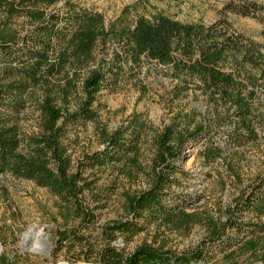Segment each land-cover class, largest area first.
<instances>
[{"label":"trees","instance_id":"obj_1","mask_svg":"<svg viewBox=\"0 0 264 264\" xmlns=\"http://www.w3.org/2000/svg\"><path fill=\"white\" fill-rule=\"evenodd\" d=\"M144 10L137 0L106 20L80 0H0V192L10 176L56 196L79 221L60 231L58 242L79 248L85 264H197L215 253L224 264L263 261L264 171L222 220L189 211L192 200L177 190L187 146L201 143L197 155L208 167L257 143L263 47L232 30L226 17L204 24ZM224 11L264 26V0H225ZM149 63L176 80L174 99L194 88L210 114L178 112L161 130L138 113L112 131L98 124L99 146L74 161V130L99 122L102 92L133 81ZM105 174L114 185L100 183ZM140 178L145 188L116 191L120 179ZM112 195L121 217L91 243L85 232ZM151 226L155 239L126 252L124 245ZM195 226L206 232L198 246L184 253L167 248V235L187 236ZM239 252L243 260L234 258Z\"/></svg>","mask_w":264,"mask_h":264},{"label":"rangeland","instance_id":"obj_2","mask_svg":"<svg viewBox=\"0 0 264 264\" xmlns=\"http://www.w3.org/2000/svg\"><path fill=\"white\" fill-rule=\"evenodd\" d=\"M86 7L102 13L106 20L115 18L122 8L137 0H80ZM225 0H143L145 12L159 11L175 20L184 22H201L211 24L226 17L232 30L262 45L264 50V26L252 17H241L223 12ZM259 1L263 0H251ZM18 22H21L19 20ZM165 68L155 63L143 66L133 81L122 80L115 90H104L101 95L100 118L97 124L87 123L74 130L76 144L71 149L75 161L83 153L99 146L98 124L112 131L122 125L133 113L140 114L152 127L162 129L178 113L210 114V108L194 88L174 99L176 80L170 78ZM255 110L260 118L255 125L259 139L256 144H248L228 152L212 166H203L197 152L201 147L189 145L180 164L186 177H181V186L177 189L192 200L189 211H207L215 219L222 220L224 214L234 202L249 189L252 182L264 171V87H260L255 99ZM31 111H28V115ZM27 120V128L33 124ZM113 177L103 175L100 183L104 186L114 185ZM6 190L0 192V261L10 264H85L80 249L69 248V243H59L57 234L71 230L78 225L76 220L61 204L58 198L46 188L36 186L32 181L14 179L6 176ZM146 182L143 178L134 183L120 179L117 192L123 188L143 189ZM121 205L117 195H112L106 207L98 211L95 223L85 232L91 243H100L101 227L108 221L121 217ZM31 228H39L45 233L42 253L28 249L29 241L24 235ZM81 233H84L83 231ZM158 234L151 226L138 234L127 245L126 252L133 251L140 244L151 243ZM203 227L195 226L187 236L167 235V248L176 253L194 249L204 239ZM264 242V237H263ZM118 244L122 245L121 240ZM234 256L243 260L245 254ZM212 260L199 261L197 264H224L220 254H214ZM251 264H264V260H253Z\"/></svg>","mask_w":264,"mask_h":264},{"label":"bare ground","instance_id":"obj_3","mask_svg":"<svg viewBox=\"0 0 264 264\" xmlns=\"http://www.w3.org/2000/svg\"><path fill=\"white\" fill-rule=\"evenodd\" d=\"M45 233L39 228H31L30 231L26 232L24 238L29 241L28 249L34 253H42L45 250L44 241Z\"/></svg>","mask_w":264,"mask_h":264}]
</instances>
